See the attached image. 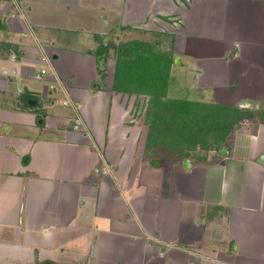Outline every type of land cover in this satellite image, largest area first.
Masks as SVG:
<instances>
[{
    "label": "crops",
    "instance_id": "crops-1",
    "mask_svg": "<svg viewBox=\"0 0 264 264\" xmlns=\"http://www.w3.org/2000/svg\"><path fill=\"white\" fill-rule=\"evenodd\" d=\"M19 6L24 17L0 0V42L21 53L0 54V95L32 86L38 104L0 103V260L264 264V0ZM155 20L168 27L171 66L194 75L197 93L184 99L251 117L218 149L147 156L148 127L131 115L129 95L112 90L118 32H155ZM63 86L78 129L76 108L58 107Z\"/></svg>",
    "mask_w": 264,
    "mask_h": 264
},
{
    "label": "trees",
    "instance_id": "trees-1",
    "mask_svg": "<svg viewBox=\"0 0 264 264\" xmlns=\"http://www.w3.org/2000/svg\"><path fill=\"white\" fill-rule=\"evenodd\" d=\"M1 28V24H0ZM155 44L135 41L115 47L116 60L112 90L125 94L149 96L148 134L145 145L147 156L151 144L161 138L166 147L173 148L180 159L196 156V150L207 152L223 146L228 135L243 120V110L211 103L166 97L170 83V54L156 50ZM109 47H102L95 55L107 57ZM11 51L15 59L21 57L17 47L0 42V54ZM18 102L23 108L37 107V97L21 94ZM36 110V109H35ZM158 115L156 121L154 116ZM26 163V160H24Z\"/></svg>",
    "mask_w": 264,
    "mask_h": 264
},
{
    "label": "rangeland",
    "instance_id": "rangeland-1",
    "mask_svg": "<svg viewBox=\"0 0 264 264\" xmlns=\"http://www.w3.org/2000/svg\"><path fill=\"white\" fill-rule=\"evenodd\" d=\"M22 4V3H21ZM158 28L154 27L155 32H150L147 31L145 33H139L137 32L135 29L134 30H129L125 33H119L121 36L117 37V42H124V43H130V42H135V41H141V42H145V43H151L155 44V48L156 50L159 49L161 51L162 54H164L163 52H165L166 50H162V47L164 49H168V45H169V38L166 37L163 38L162 34L163 31H167L168 27H162L158 24H161V22L156 21ZM152 27V26H151ZM114 30V29H113ZM157 33V34H155ZM112 41L109 43H114V39L111 38ZM115 44V43H114ZM174 44V42H173ZM172 44V45H173ZM116 47V46H115ZM174 46H172V50L171 52L174 51ZM170 49V48H169ZM168 49V50H169ZM168 53V51H166ZM116 56V53L114 51V49L112 48L110 54L108 55V57H113L112 59H114ZM172 57V56H171ZM170 57V58H171ZM108 65L111 66L112 65V61L108 62ZM46 70V69H44ZM107 70V69H106ZM109 70V69H108ZM111 70V68H110ZM169 72H170V83H169V88L167 90L166 93V97L169 99H181L184 97H195L194 94L197 93V91L195 90L194 87L191 86V78L194 77L193 73L191 74H187L189 72V70L187 71L184 67H176L173 68V66H170L169 68ZM107 86V83H106ZM192 87V88H191ZM28 90L29 91H33V87L32 86H28ZM209 93L211 94V90H208ZM129 95V94H128ZM19 95H17L15 90H12L11 92L7 93L6 95L2 94L0 95V103L4 102H12L14 105L17 102V98ZM128 97V102H129V107L132 111L131 115L133 116V118L137 121V122H141L143 124H147L149 117L147 116V109H149V96L146 95H136V94H132L127 96ZM211 99V98H210ZM211 101V100H209ZM60 104L58 105V107L62 108V100H60L59 102ZM244 118H242V121L248 120L251 117H248L244 114ZM159 116L156 115L154 116V121L157 120ZM147 126V125H146ZM148 127V126H147ZM150 152L149 154L151 156L156 157L157 159L159 158L160 160H166V161H172L175 159H180L179 157V153L176 150H173V148H168L166 147V144L163 142V140L160 138L159 139V144H151L150 146ZM201 153V150H196L193 153ZM0 264H20V262H9V261H2L0 260Z\"/></svg>",
    "mask_w": 264,
    "mask_h": 264
},
{
    "label": "built area",
    "instance_id": "built-area-1",
    "mask_svg": "<svg viewBox=\"0 0 264 264\" xmlns=\"http://www.w3.org/2000/svg\"><path fill=\"white\" fill-rule=\"evenodd\" d=\"M2 1L8 2L9 7L12 8L11 11H12L13 15H16V16H19V17H24L23 13H21L22 11H20L19 0H2ZM45 73H46V71L44 69H41L40 72H39L38 77L44 75ZM63 87H64L65 92L67 93L68 99L66 101H63L62 105L64 107L76 108L77 116H76L74 128L78 129L79 127H81V125L83 123L82 122V118H81V116L79 114L77 106L75 105V103L73 102V100L71 99V97L69 95L68 88L65 87V86H63Z\"/></svg>",
    "mask_w": 264,
    "mask_h": 264
},
{
    "label": "water",
    "instance_id": "water-1",
    "mask_svg": "<svg viewBox=\"0 0 264 264\" xmlns=\"http://www.w3.org/2000/svg\"><path fill=\"white\" fill-rule=\"evenodd\" d=\"M102 68V66H101ZM20 89V88H19ZM20 92H23L24 94H27V95H38L37 92H32V91H29L26 87L22 88L21 90H19Z\"/></svg>",
    "mask_w": 264,
    "mask_h": 264
}]
</instances>
